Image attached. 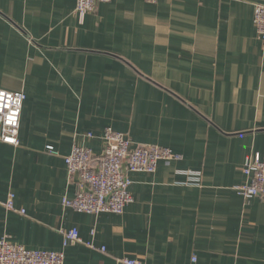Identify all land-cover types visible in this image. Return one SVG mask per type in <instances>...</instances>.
<instances>
[{
    "label": "crops",
    "instance_id": "obj_1",
    "mask_svg": "<svg viewBox=\"0 0 264 264\" xmlns=\"http://www.w3.org/2000/svg\"><path fill=\"white\" fill-rule=\"evenodd\" d=\"M76 2L0 0V88L26 94L20 144L0 141V240L64 264H264V198L237 189L264 154V0H111L84 16ZM109 127L179 158L129 172L122 214L65 206V157L102 155ZM73 228L84 242L64 245Z\"/></svg>",
    "mask_w": 264,
    "mask_h": 264
},
{
    "label": "built area",
    "instance_id": "obj_2",
    "mask_svg": "<svg viewBox=\"0 0 264 264\" xmlns=\"http://www.w3.org/2000/svg\"><path fill=\"white\" fill-rule=\"evenodd\" d=\"M111 0H77L75 12L81 16L94 11L101 2ZM155 2L156 0H148ZM255 25L258 37L264 42V4H255ZM26 94L21 91H8L0 88V141L18 146L20 144L21 116ZM105 147L100 156L85 147L74 146L65 157L69 176H78V192L75 197L63 199L65 206L79 212L98 215L102 212L122 214L133 202L129 190L131 180L129 172L154 173L161 161L170 163L179 156L172 149L158 145H135L125 133L109 127L106 129ZM54 154V147L48 148ZM247 181L238 186L239 193L245 198L261 196L264 198V154L256 153L245 160L243 167ZM200 174H192L191 182L199 183ZM8 210L25 214V210L15 205V194L9 193L4 202ZM71 242H84L79 230L73 228L64 232V245ZM94 247L92 242H85ZM106 251V247H101ZM62 251L47 249H29L15 244L6 238L0 240V264H64ZM122 264H143L138 259L118 257Z\"/></svg>",
    "mask_w": 264,
    "mask_h": 264
}]
</instances>
